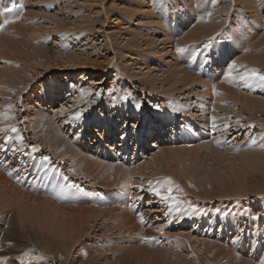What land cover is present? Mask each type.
Segmentation results:
<instances>
[{
	"label": "rangeland",
	"instance_id": "1",
	"mask_svg": "<svg viewBox=\"0 0 264 264\" xmlns=\"http://www.w3.org/2000/svg\"><path fill=\"white\" fill-rule=\"evenodd\" d=\"M43 2V0H11V2L0 0V44L3 39L7 41L5 38L10 34L14 35L13 40L19 38L21 41L28 42L23 47L26 50L19 53L16 61L11 46L13 41L10 39L11 48H7L6 59L0 58V68L8 66L19 69L26 65L23 61L25 58H28L29 64L33 63L26 69V73L21 72L22 75L19 73L20 78L7 80L4 87L7 90H15L12 95L17 97L16 86L19 82L35 80L29 85L30 87L28 86L27 92L21 94L20 104L15 103L13 107L9 106V102H3L4 95L0 88V111L3 114V107L5 110H12L11 113H5V117L8 118V121L5 120L7 129L0 127V148L6 145L11 150L20 146L25 158L22 164L23 170L27 166L30 167L26 170L27 173H22L15 169V163L8 164L7 160L0 157V167L7 168V172L12 177L11 180L23 183L20 187L18 184L13 186L14 188L19 187L16 189V194H24L29 205L38 203L36 198H39L45 202H47L46 199L53 202L55 200V203L59 201L69 210L78 208L84 210L85 213L87 207H92L90 213L85 214L89 222L86 224V230L84 229L85 234L69 254L70 258L73 254L76 259H79L76 263H81L82 260L96 264L98 262V264H121V262L127 263L130 255H133L129 259L132 264H137L138 260L140 264H145V262L153 264L155 260L157 262L154 264H162L161 255L166 260L169 257V260L180 262L187 254L194 261L192 264H195L193 258L196 259L195 256L198 254L200 261L197 260L196 264H208L209 262V264H239L237 262L240 258L250 260L249 255L253 254L252 257L255 258L251 259L252 262L248 260L247 263L245 261L240 264H259L261 253L251 252L252 248L247 250V247L249 241L256 238L259 249L263 250L264 254V242H262L264 241V104L256 105V108L252 109L246 108L240 99L233 98L234 96L228 97L220 91L221 86L219 85L226 84L228 83L226 81L230 80L229 87L231 91L233 90L232 92L254 98L260 97L261 101L264 100V82H261L257 75H253L256 72L259 76H264V68H260L264 60V40L260 44L264 36V0H45V3ZM13 4L15 7L11 12H3V7H12ZM21 16H24L23 19L26 21L21 29L27 31V27H32V25L41 26L42 34L39 30V37H37L36 33L39 28L33 26L30 28H36V31L30 29L29 32H32L21 34L19 37L17 35L19 29L15 28H18L17 24ZM58 19H61V22ZM4 20L10 22L5 25ZM245 32L250 34V36L248 34L247 41L244 38ZM245 42H248L249 46L244 50ZM155 52H157L158 59L152 58ZM245 56L248 57L245 59L243 58ZM253 56L256 57L252 59ZM39 61H47V65H41ZM88 61L91 63L88 64ZM175 63L180 67H177ZM37 67L39 70H34ZM184 67L193 77L194 75L199 77L200 81L186 84L183 89H179L183 84L176 83L174 75L166 77L167 74H164V71L174 72L176 68ZM212 68H215L214 74L210 71ZM23 69L20 71L25 70ZM156 77L159 80H155ZM162 78H165L163 84L160 82ZM208 85H210L209 89L213 90L211 92L214 94V101L210 109H208L209 106L207 110L205 109L206 115L202 116L200 115L203 112L201 105L206 102L204 91H207ZM69 90L74 93L72 96L65 93ZM43 93L47 94L48 99L45 98V101L49 100L48 104H51L49 110L43 98L38 99L37 97ZM51 97L56 98L55 101H51ZM19 99L18 97L16 100L13 98L12 102H17ZM42 110L52 117L53 133L49 127L43 126L42 128L37 122V119L41 118L38 112ZM190 114H196L199 121L194 120L192 123L193 119H190ZM77 115L79 118H76ZM138 116L139 119H137ZM177 116H181V119L188 117L187 120H190L188 123L193 127V132L202 123L207 125V137L203 138L200 133L198 141L193 144L201 143L208 145L207 147L212 146L215 149L214 156L217 158H213L212 154L208 155L211 152L207 147L208 152L202 148V150L199 149V153H191L198 161L192 159L189 152L186 153L188 156L185 154L183 157L179 149L188 150V148L179 142L175 143L172 136H167L166 132L168 133L169 130L166 126H164L166 131L163 148L149 146V142L152 141L148 140L149 138L161 140L156 136L158 132L162 133L160 129L162 122L169 120L164 124H169L171 127V123L176 120ZM140 119H142L141 122ZM104 120H107L109 129L100 131H98L99 128L93 129L92 124L101 122L103 125ZM113 121L118 126H115ZM176 121L180 124V120ZM180 129L183 127L178 126L175 132L177 130L179 132ZM8 135L6 142L5 138ZM136 137L141 142L130 146L126 158L123 150L120 155L119 152H115V149L112 153L108 151L109 148L115 147L112 144L114 141L118 142L126 138L128 143H131ZM52 141L56 146L52 144ZM72 142L75 147L68 149V144ZM90 142H93V145H89ZM171 147L176 150V156H169ZM150 148L153 150L149 151ZM240 151L245 154L249 153L250 163L248 161L246 164L242 161L243 153ZM196 154H200L201 157ZM95 160L104 162V164L93 163L92 161ZM156 160L157 163L161 161L156 164L154 163ZM191 160L193 161L190 162ZM150 161L154 165L153 167L150 165V169H157H152L153 174L147 172V169L146 172L140 169L137 173L131 174L132 176L128 175V178L121 176L128 171L127 167L134 168L138 163L145 162L149 165ZM216 162L221 165L225 164L221 166L225 170H216ZM108 166H120L124 169V173L117 175L112 172L104 175L103 169ZM244 169L251 171V179L247 180L246 177H249L250 173L248 171L246 173ZM158 170L169 171L174 175V179L179 181L178 176H184L185 172L190 173L189 177H185L189 178L191 187H180L174 184L170 177L172 186L176 185V187L172 188L168 202L163 203L162 201L165 202L167 196L158 194L160 197L154 198L152 192L147 193L146 191L147 187L154 185L161 178L167 181L170 173H157ZM240 170H243V173L238 177ZM241 177H245L246 180L243 178L241 180ZM246 181L254 184L248 187ZM257 181H261L263 185L259 186ZM209 185L215 193L217 192L215 200L207 198L202 191L203 186V188H209ZM230 185L233 187L228 189ZM165 188H168L166 183L162 190ZM179 188H181L180 191ZM183 189L188 190L185 191V195ZM4 190L10 192L11 189L5 186ZM114 193L118 199H114ZM136 193L139 195L136 196ZM138 196L143 198L142 205L138 203ZM6 198H2L0 194V202L6 200L0 203V218L1 215L7 218L15 216V223L20 229V217L17 216L18 206L15 208L13 199L14 204L8 201L11 197ZM187 199L191 200L187 201ZM107 201L110 203H106ZM126 202L135 207L134 212L146 220V226L152 232V235L141 236V233L134 235L141 237L142 241L141 243L138 241L137 245L138 249L141 247L140 244L144 249L146 248L145 252H141L145 253L144 255L135 253L137 251L134 243L122 242V240H127L126 237L129 235L126 231L119 233L117 226H114L116 221L114 218L103 213L101 215L107 218V221L101 219L103 217L95 218L98 208L101 211L104 210L105 213H110L109 208L123 211ZM42 209L39 210L40 218L38 217L39 219L37 218L32 225L36 228L37 241L26 240L20 230L15 232L8 221H5V225L0 223V231H2L0 264H59L55 260V254L63 260L66 259L69 248L72 246L67 244V241L73 237L66 235L57 237L52 233L49 234L48 231L51 229L46 227L44 218L47 215L46 218L50 219V216ZM130 211L133 213V210ZM145 211L151 213L145 216ZM113 212L120 214L117 211ZM134 218L132 216V220ZM20 219H24L22 223L31 222L28 217ZM94 222L96 225L91 227L90 225ZM227 222L230 226H227ZM102 223H106L109 230ZM36 226L43 229V236L54 240L41 243L43 236L39 235L41 230L38 232ZM222 227L227 228L229 233ZM106 230L111 232L108 233ZM113 232H116V235L112 234ZM105 233L107 235L104 236ZM255 235L257 237H254ZM219 237L220 239H217ZM107 238H114L113 241L117 243L112 246V243L106 240ZM236 240L238 241L235 242ZM209 242L216 246L215 251L212 250ZM123 245L127 248H123L125 247ZM122 248L126 251L123 252ZM218 248L225 249L226 252L231 248L236 259L233 255L225 258L224 250V253H221L222 256L215 257V259L220 257V261L215 260L214 255L218 252ZM78 249H80V254H78ZM118 249L122 252L120 250V253L117 252ZM111 257H114L113 260ZM62 259L59 260L60 263ZM201 259L204 260L203 263Z\"/></svg>",
	"mask_w": 264,
	"mask_h": 264
},
{
	"label": "bare ground",
	"instance_id": "2",
	"mask_svg": "<svg viewBox=\"0 0 264 264\" xmlns=\"http://www.w3.org/2000/svg\"><path fill=\"white\" fill-rule=\"evenodd\" d=\"M44 2L43 3H45V0H43ZM50 1V0H49ZM194 1H201V0H194ZM37 2V1H36ZM33 3H35V2H33ZM50 3V2H49ZM71 3V2H70ZM142 3V2H141ZM241 3V2H240ZM251 3V2H250ZM249 3V4H250ZM39 4V3H38ZM211 4V3H210ZM244 4V3H243ZM232 5V4H231ZM253 5V4H252ZM192 7V6H191ZM69 8V7H68ZM226 8V7H225ZM69 9H71V8H69ZM247 9V8H246ZM212 10V9H211ZM60 11V10H59ZM145 12V11H144ZM252 12V11H251ZM39 13V12H38ZM209 13V12H208ZM207 14V13H206ZM211 14V13H210ZM40 15V14H39ZM53 15V14H52ZM59 15V14H58ZM205 15V14H204ZM57 16V15H56ZM55 16V17H56ZM68 16V15H67ZM131 16V15H130ZM207 16V15H206ZM54 17V18H55ZM179 17V16H178ZM203 17V16H202ZM23 18H25L24 16H21V19H20V21H18L19 23L17 24L18 26V28H15V29H19V32L17 33V35H19V37L21 36V34H26V33H28L29 32V30L34 26V25H32V27L30 28V27H27V31L25 32L23 29H21V26H23L24 25V23L26 22L25 21V19H23ZM30 19V18H29ZM28 19V20H29ZM59 20V19H58ZM61 20V19H60ZM59 20V21H60ZM62 20H63V18H62ZM119 20V19H118ZM117 20V21H118ZM32 21V20H31ZM65 21V20H64ZM86 20L84 19V22H85ZM61 22V21H60ZM60 22H59V24H60ZM119 22V21H118ZM67 23V22H66ZM123 23V22H122ZM61 24H63V22L61 23ZM68 24V23H67ZM218 24V23H217ZM158 25H159V23H158ZM207 25V24H206ZM213 25V24H212ZM200 26V25H199ZM203 26V25H202ZM201 26V27H202ZM34 27H37V26H34ZM41 27V26H40ZM40 27L38 26L37 27V29H38V32L36 33L37 34V37H39L38 36V33L40 32L41 34H42V30H40ZM58 27H60V25L58 26ZM63 27V26H62ZM125 27V26H124ZM197 27V26H196ZM206 27V26H205ZM216 28H217V26H215ZM26 29V28H25ZM45 29V28H44ZM52 29V28H51ZM58 29V28H57ZM161 29V28H160ZM201 29V28H200ZM31 30H33V31H36V28L34 29H31ZM40 30V31H39ZM202 30V29H201ZM205 30V29H204ZM15 31V30H14ZM50 31V30H49ZM48 31V32H49ZM52 31V30H51ZM165 31V30H164ZM195 31V30H194ZM200 31V30H199ZM30 32H32V31H30ZM29 32V33H30ZM44 32V31H43ZM204 32V31H203ZM28 33V34H29ZM35 33H34V35H35ZM47 33V32H46ZM53 33V32H52ZM48 34V33H47ZM192 34V33H191ZM194 34H195V32H194ZM202 34V33H201ZM249 34V33H248ZM248 34H246V32H245V35H244V38L246 39V41H247V39L249 38V36H250V34H249V36H248ZM46 35V34H45ZM6 36V35H5ZM14 35L12 34H10L9 36L7 35V37L5 38V40H7V41H4V39L1 41V44H0V58H5L6 59V52H7V48H11V46H12V52H13V54H14V59L17 61V59L16 58H19V53L21 52V51H25L24 49H23V47H24V45H25V43L27 44L28 42H26L25 40H23V41H21L19 38H17V39H12V37H13ZM16 36V35H15ZM36 36V35H35ZM24 37V36H23ZM142 37V36H141ZM192 37V36H191ZM34 38V37H33ZM133 38V37H132ZM204 38V37H203ZM10 39H12L11 41H13L12 42V44H11V46L9 45V43L11 42L10 41ZM25 39V38H24ZM28 39H30V38H28ZM35 39V38H34ZM34 39H31V40H34ZM134 39V38H133ZM168 39V38H167ZM194 39V38H193ZM27 40V39H26ZM40 40V39H39ZM128 40V39H127ZM139 40V39H138ZM147 40V39H146ZM171 40H172V38H171ZM264 40V36H263V38H262V40L259 42L260 44H262V41ZM45 41V40H44ZM131 41V40H130ZM133 41V40H132ZM148 41H150V40H148ZM173 41V40H172ZM181 41V40H180ZM29 42H32V41H29ZM33 43V42H32ZM44 43V42H43ZM138 43V42H137ZM147 43V42H146ZM151 43V42H150ZM158 43V42H157ZM21 44V45H20ZM140 44H141V42H140ZM148 44V43H147ZM29 45V44H28ZM28 45H26V46H28ZM33 45H35V44H33ZM133 45V44H132ZM138 45H139V43H138ZM133 46H135V44L133 45ZM243 46L245 47L244 48V50L246 49V47H248L249 45H248V42H245L244 44H243ZM38 47V46H37ZM138 47V46H137ZM140 47H143V46H140ZM139 47V48H140ZM26 48V47H25ZM35 48V47H34ZM39 48V47H38ZM138 48V49H139ZM29 49H31V48H29ZM28 49V50H29ZM37 49V48H36ZM46 49V48H45ZM136 49V48H135ZM41 50V49H40ZM50 50V49H49ZM51 51V50H50ZM260 52V51H259ZM43 53V52H42ZM47 53V52H46ZM50 53V52H49ZM171 53V52H170ZM28 54H29V52H28ZM261 54V53H260ZM71 55V54H70ZM128 55V54H127ZM233 56H235L234 54H232ZM261 55H263V54H261ZM13 56V55H12ZM27 56V55H26ZM53 57V56H52ZM248 56H245V57H243V58H247ZM256 57V56H255ZM254 56H253V58L252 59H254L255 58ZM90 58V57H89ZM152 58H156V59H158V56H157V52H155V53H153L152 54ZM258 58V57H257ZM23 60V59H22ZM21 60V61H22ZM107 60V59H106ZM256 60V59H255ZM24 62H26V65L25 66H22L21 68L23 69V67H24V71H20V70H22L21 68H13V67H8V66H5V68H3V67H1L0 68V85H1V93H2V95H4L3 96V102H9L8 104H9V106H11L12 105V107L14 106V104L16 103V105H19L20 103V101H21V94L23 93V94H25V92H27V90H28V88L30 87L29 85H31L32 83H34L35 82V80H32V79H30L28 82H25V81H23V82H19L17 85L18 86H16L17 87V97L18 98H20L17 102H12V100H13V98H15V100H16V96L15 97H13V93L12 92H15V90H14V87H13V90L14 91H12V90H7V88L6 87H4V85H6L7 83H6V81L7 80H11V78H14V79H16V77L17 78H20V76H19V73L21 74V72H24V73H26L25 71H26V69H28L29 67H30V65H32V64H29V60H28V58H25L24 60H23ZM40 62V64L41 65H47L46 64V62L47 61H39ZM174 62H176V60L174 61ZM173 62V63H174ZM88 64L89 63H91V62H87ZM229 63V62H228ZM37 64V63H36ZM24 65V64H23ZM38 65V64H37ZM175 65L177 66V67H180V66H178V64H176L175 63ZM261 65V69L262 68H264L263 67V65H264V60H262V64H260ZM174 66V65H173ZM33 67V66H32ZM31 67V68H32ZM149 69V68H148ZM166 69H168V68H166ZM170 69V68H169ZM235 68H233V70H234ZM34 70H39V67H37V68H34ZM150 70V69H149ZM148 70V71H149ZM16 71V72H15ZM44 72H45V70H43ZM102 71H104V70H102ZM147 71V72H148ZM210 71L214 74L216 71H215V68H212V70L210 69ZM248 71V70H247ZM149 73V72H148ZM181 73V74H180ZM244 73V72H243ZM147 74V73H146ZM145 74V75H146ZM164 74H167L166 75V77L168 76V75H174L175 77H176V83L177 82H180L181 84H183L182 85V87H179V89H183V86L184 85H186V84H193V83H195V82H198V81H200V78L199 77H197V76H195L194 75V77L190 74V72L188 71V70H186V68L184 67V68H176V70H174V72L173 71H170V70H165L164 71ZM224 74H226V70H224ZM22 75V74H21ZM24 75V74H23ZM216 75H217V73H216ZM5 76V77H4ZM148 77V76H147ZM159 77V76H158ZM158 77H156V79L155 80H159V78ZM165 77V78H166ZM27 78V77H26ZM161 78V77H160ZM165 78H162L161 80H160V82L163 84V81L165 80ZM13 79V80H14ZM23 79V78H22ZM201 81H202V79H201ZM230 81V80H229ZM229 81L227 80L226 82H228V83H224V84H222V85H219V86H221V88H220V91H222V92H224L226 95H228V97H233V98H237V99H240L241 100V102H242V104L246 107V108H249V109H252V108H254L256 105H260V104H264V100L263 101H261L259 98H254V97H251V96H247V95H241V94H238V93H236V92H232L231 91V89H230V85H229ZM155 82V81H154ZM174 82V81H173ZM157 83V82H156ZM172 84V83H171ZM173 84H175V82L173 83ZM29 86V87H28ZM153 86H154V84H153ZM11 87V88H12ZM155 87V86H154ZM159 87V86H158ZM178 87V86H177ZM204 87H206V86H204ZM208 88H207V91H204V93H205V99H204V101H206L205 103H204V105H201V109L203 110V112L200 114V115H202V116H205L206 115V112H205V109L208 107V109H210V105L213 103V101H214V94L211 92V91H213V90H210L209 88H210V85H208L207 86ZM146 88V87H145ZM161 88V87H160ZM193 88V87H192ZM209 89V90H208ZM72 90V89H71ZM71 90H69V92H65V93H69V95H73L74 93L71 91ZM250 93V92H249ZM236 94H238V96L236 95ZM237 96V97H236ZM37 97H38V99H40L41 97L43 98V101H45V98L46 99H48L47 98V94H45V93H43V95H37ZM258 97V96H257ZM262 97V96H261ZM263 98V97H262ZM261 98V99H262ZM11 99V100H10ZM55 99L56 98H54V97H51L50 98V100L51 101H55ZM213 99V100H212ZM224 99V98H223ZM236 99V100H237ZM219 100V99H218ZM49 100H46L45 102L47 103V109L49 110L50 109V106H51V104H48L49 102H48ZM18 103V104H17ZM221 104V103H220ZM263 106V105H262ZM24 107H26V106H24ZM228 107V106H227ZM261 107V106H260ZM260 107H259V109H260ZM230 108H231V106H230ZM256 108V107H255ZM263 108H264V106H263ZM18 109V108H17ZM207 110V109H206ZM12 112V110H5L4 109V107H3V114H2V112L0 111V127H2L4 130H6L7 128H6V125H5V123H6V121L5 120H7L8 118L7 117H5V113L6 114H8V113H11ZM106 112V111H105ZM234 112H236V111H234ZM240 112V111H239ZM242 112V111H241ZM264 112V111H263ZM49 113L51 114V111H49ZM254 113V112H253ZM252 113V114H253ZM38 114L41 116V118H40V120H38L37 119V122L40 124V126L43 128V126H47V127H49L50 129H51V133H53L54 132V124H53V120H52V117L49 115V114H46V111L44 112L43 110L42 111H40V112H38ZM123 114H124V111H123ZM255 114V113H254ZM1 115H3V116H1ZM140 116V115H139ZM139 116L137 117V119H139ZM173 116H175V115H173ZM190 116V119H193V120H191V122L193 123L194 122V120H195V122L196 121H199V120H197V115L196 114H190L189 115ZM251 116V115H250ZM106 117V116H105ZM256 117H258V116H256ZM167 119H169V118H167ZM176 120H180V124L178 123V121H173L172 123H171V127H169L170 125L169 124H164V123H167L168 121H166V122H162V125L160 126V129H161V131H162V133H159L158 132V135L156 136V137H158V139H161V140H155L154 138H149L148 140H152V141H150L149 142V146H152V147H161V148H163V143H164V141H165V137H164V134H165V127L164 126H166V128H168V130H169V132L167 133L166 132V135L167 136H172V139H175L174 140V142L175 143H177V142H179V143H181V144H183L184 146H186L187 148H188V150L187 149H179V151L181 152V154H182V156L184 157V155L187 153V152H189V156H191L192 154L191 153H195V152H198L199 151V149H201L202 150V148H204V149H206V147L208 146H206V145H203V144H193L195 141H198V135L201 133V135L203 136V138H206L207 136H206V134H207V132H208V129H207V125L205 124V123H202L201 124V126L200 127H198V129H196V128H194V129H196L194 132H193V127L188 123V122H190V120H187L188 119V117H184V119H181V116H177L176 118H175ZM141 120L142 119H140V122H141ZM8 121V120H7ZM10 121V120H9ZM12 121V120H11ZM12 123V122H11ZM55 123V122H54ZM113 123L115 124V126H118V124H116L115 123V121H113ZM108 123H107V120H104V124L102 125L101 124V122H96L95 124H92L93 125V129H97V128H99V130L98 131H100L101 129H106V128H108L109 129V126L107 125ZM179 124V125H178ZM187 124H188V126H187ZM8 125H10V124H8ZM88 125H90L89 123H88ZM94 125H96V126H94ZM178 126H182L183 127V129H180L179 130V132H178V130L175 132V130L177 129V127ZM185 127V128H184ZM53 128V129H52ZM156 129V128H155ZM229 129V128H228ZM112 130H113V128H112ZM171 130H173V131H171ZM114 131V130H113ZM152 131V130H151ZM156 131H158V130H156ZM173 132H175L174 133V135H173ZM12 133H13V130H12ZM111 133H113V132H111ZM5 134V133H4ZM152 133H150V135H151ZM153 135V134H152ZM113 136H115V134L113 135ZM3 137V136H2ZM8 137H9V135L7 136V138H5V140H6V142H7V139H8ZM150 137H152V136H150ZM4 138V137H3ZM55 138V137H54ZM53 138V139H54ZM162 138H163V141H162ZM55 141L57 140V139H54ZM54 141V142H55ZM6 142L4 143V144H6ZM71 142V141H70ZM138 142V144L141 142V140L138 138V137H136L133 141H131V143H128V141H127V139L126 138H124L123 140H121V141H118V142H116V141H114L112 144L113 145H115V147H111V148H109L108 149V151L110 152V153H112L113 152V149H115V152H119V155L121 154V151L124 153V157L126 158V155H127V152H128V150H130V146H133V144L134 143H137ZM158 143L157 145L155 144V143ZM253 143V142H252ZM52 144L54 145V146H56L54 143H53V141H52ZM89 145H93V142H90V144ZM162 145V146H161ZM189 145H192L191 147L189 146ZM205 146V147H204ZM71 147H75V145H74V142H72V143H70V145L68 144V149L69 148H71ZM90 147V146H89ZM190 147V148H189ZM215 147V146H214ZM118 148H121V149H118ZM135 149L137 148V146L135 145V147H134ZM172 149L171 150H169V151H171V152H169L168 154H169V156H176V154H175V152H176V150H174V148L173 147H171ZM207 149H209L210 150V152L211 153H207L208 155H213V158L215 157L214 155H215V153H214V148L212 147V146H209V147H207ZM206 149V150H207ZM153 149H149V151H152ZM246 150V149H245ZM248 150V149H247ZM139 151H140V148H139ZM138 151V152H139ZM167 151V150H166ZM179 151L177 152V153H179ZM204 151V150H203ZM244 151V150H243ZM55 152V151H54ZM201 152V151H200ZM206 152V151H205ZM207 152H208V150H207ZM240 152H242V151H240ZM199 153V152H198ZM217 153V152H216ZM243 154H242V161H244V163H246L247 164V162L249 161V163H250V155H249V153L248 154H245L244 152H242ZM251 153H252V151H251ZM135 154H136V151H135ZM258 154H259V152H258ZM187 155V154H186ZM197 156H200V154H196ZM201 155H202V153H201ZM223 155V154H222ZM225 155V154H224ZM228 155V154H227ZM188 156V155H187ZM186 156V157H187ZM202 156H204V155H202ZM240 156V155H239ZM252 156V155H251ZM260 156V155H259ZM258 156V157H259ZM0 157L3 159V160H7V163L8 164H12V163H15V169L18 171L19 170V172H22V173H27L26 172V170H29L30 169V167H26L25 168V170H23V168L24 167H22V164H23V162L25 161V158H24V153H23V151H22V149L20 148V146H18V147H15V148H13V149H11V150H9L8 149V147L6 146V145H3V147L2 148H0ZM127 157H129V156H127ZM159 157V156H158ZM164 157V156H163ZM192 159H195V160H197L196 159V156L195 155H192ZM201 157V156H200ZM234 157V156H233ZM257 157V158H258ZM24 158V159H23ZM119 158V157H118ZM156 158V157H155ZM204 158H205V156H204ZM211 158V157H210ZM209 158V159H210ZM215 158H217V157H215ZM235 158V157H234ZM161 159V158H160ZM166 159V158H165ZM165 159H163V160H165ZM177 159H178V157H177ZM236 159V158H235ZM240 159H241V157H240ZM1 160V159H0ZM152 160V159H151ZM167 160V159H166ZM171 160V159H170ZM188 160V159H187ZM194 160V161H195ZM212 160V159H211ZM232 160V159H231ZM254 160H255V158H254ZM257 160V159H256ZM264 160V159H263ZM161 161V160H160ZM159 161V162H160ZM169 161V160H168ZM167 161V162H168ZM173 161V160H172ZM193 160H191L190 162H192ZM198 161V160H197ZM241 161V160H240ZM93 163H101V164H104V162H99L98 160H95V161H92ZM152 161H150V163H149V165H146L147 164V162H145V163H138V165L137 166H135L134 168H129V167H127L128 168V171H126L125 172V174H123L124 173V169L123 168H121L120 166H108V167H104V169H103V174L104 175H108L109 173H112V172H115V173H117V175H119V174H123V175H121L122 177H124V178H128L129 176L128 175H133V174H135V173H137V170H142V171H145L146 172V169H147V172H149L150 174H153V171H152V169L154 170H157L156 168H152V169H150V165H152V163H151ZM159 162L157 163V160L154 162V163H156V164H159ZM176 162H177V160H176ZM205 162H206V160H205ZM222 162V161H221ZM236 162V161H235ZM238 162H239V160H238ZM264 162V161H263ZM197 163V162H196ZM208 163V162H207ZM223 163H225V161L223 162ZM252 163V162H251ZM257 163V162H256ZM192 164V163H191ZM190 164V165H191ZM197 164H199V163H197ZM212 164V163H211ZM227 164V163H226ZM254 164V163H253ZM252 164V166H254ZM181 165H183V164H181ZM224 166H225V164H223ZM223 165H221L219 162H216L215 163V166H217V168H216V170H219V169H222V170H225V169H223L221 166H223ZM261 165V164H260ZM154 165H152V167H153ZM164 166V165H163ZM192 166V165H191ZM199 166V165H198ZM205 166V165H204ZM208 166V165H207ZM229 166V165H228ZM250 166V165H249ZM256 166V165H255ZM264 166V165H263ZM113 167V168H112ZM165 167V166H164ZM194 167V166H193ZM230 167V166H229ZM240 167V166H239ZM158 168H160V167H158ZM167 168V167H166ZM182 168H184V167H182ZM198 168V167H197ZM241 168V167H240ZM255 168V167H254ZM253 168V169H254ZM161 169H163V167L161 168ZM205 169V168H204ZM209 169V168H208ZM233 169V168H232ZM235 169H237V168H235ZM252 169V170H253ZM165 170V169H164ZM180 170V169H179ZM245 170V169H244ZM250 170V169H249ZM8 170H7V168L5 169V168H2V167H0V194H1V196H2V198L4 197V198H8V197H11V199L10 200H8V201H10V202H12L11 204H14L13 203V201H12V199L15 201V208L17 207L18 208V210H19V212L17 213V216L18 217H20V218H24V217H28V218H30V220H31V222L30 223H22V220H24V219H20L19 218V223L21 224V227H20V229L18 228V226H17V224L15 223L16 222V220H15V216H11L10 218H7L6 216H3V215H1L2 217L0 218V223H3V225H5V221H8L9 222V224H12V227L14 228V230H15V232H18V230H20V233L23 235V237L26 239V240H29V239H33V240H35V241H37L38 240V235L36 234V232H35V230H36V228H34V227H32V225H33V222L34 221H36V219L39 217V210H40V208L45 212V213H47V214H49V218L50 219H47L46 218V216H45V218H44V222L47 224V226L46 227H48L49 229H51V231H48V229H46L48 232H49V234L50 233H52V235H55V236H57V237H62V236H64V235H66L67 237H73V238H69L68 239V241H67V244H71L72 246H70V250H69V253L66 255V259L65 260H63L62 258H59L60 256H58L57 254H55V260H57L58 262H59V264H78L79 262H77L76 263V261H78L79 259H76L75 258V256L72 254V256H71V258L69 257V254H70V251L73 249V247L76 245V244H78L79 242H80V240L82 239V237H83V235L85 234V231H84V229L86 230V224H89V222L87 221V219H86V217H85V214L87 213H90V211H91V209H92V207H90V208H88L87 207V209L85 210L86 211V213L84 212V210H82V209H78V208H76V209H71V210H69L68 208H67V206H63L64 204H60L59 203V201H56V203H59V204H56L55 203V200H54V202L53 201H51V200H47L46 199V201L47 202H45L44 200H42V199H39V198H36V199H38V203L39 202H41V203H43V204H38L36 201V203L35 204H31V205H29V203L27 202V200L25 199V195L24 194H21V195H18V194H16V189H18L23 183H21L20 181H12L11 179H12V177L10 176V174H9V172H7ZM171 171V170H170ZM173 171V170H172ZM189 171V170H188ZM197 171V170H196ZM202 171H203V169H202ZM229 171V170H228ZM238 171V170H237ZM246 171V173H247V171L248 170H245ZM244 171V172H245ZM157 172V171H156ZM166 172H169V171H160V170H158V172L157 173H166ZM193 172V171H192ZM217 172V171H216ZM225 172V171H224ZM249 172V171H248ZM87 173V172H86ZM89 173V172H88ZM139 173V172H138ZM170 173V172H169ZM168 173V174H169ZM207 173V172H206ZM214 173V172H213ZM218 173V172H217ZM217 173H214L215 175L217 174ZM230 173V172H229ZM241 173H243V170H240V173L238 172V177H239V175L241 174ZM245 173V174H246ZM250 173V175H249V177L247 176H245L246 178H247V180H249V179H251V171L249 172ZM258 173V172H257ZM139 174H142V173H139ZM154 174H156V173H154ZM209 174H210V172H209ZM208 174V175H209ZM232 174V173H231ZM253 174V173H252ZM262 173H260V175H261ZM24 175V174H23ZM131 175V176H132ZM190 176V173H188V172H185L184 173V176L183 175H180V177L178 176V178L180 179V181L179 180H175L174 179V175L172 174V173H170L169 174V177H168V179H167V181H166V179H164V178H161V179H159V180H157V182L154 184V185H152V186H150V187H147V189H146V191H147V193H150V192H152L153 193V197L154 198H157V197H160V196H167L168 198L165 200V202L164 201H162V199L160 198V200L163 202V203H167L168 202V200H169V197L171 196V194L169 195V191H168V189L169 188H171V190H172V188H174L175 189V187H176V185H178V186H183L184 188L185 187H191L190 185H189V178L187 179V177H185V176ZM193 175V174H192ZM211 175V174H210ZM242 175V174H241ZM260 175H258V176H260ZM156 176V175H155ZM177 176V175H176ZM188 176V177H189ZM223 176H225V175H223ZM173 179V183L174 184H176L175 185V187H173L172 186V180H171V178ZM212 177V176H211ZM232 177V176H231ZM245 177H241L240 179L242 180V178H243V180H246L245 179ZM263 177V176H262ZM225 179H226V177H224ZM260 178V177H259ZM190 179H191V177H190ZM195 179V178H194ZM216 179V178H215ZM224 179V180H225ZM259 180V179H258ZM199 181V180H198ZM200 182H202L201 180H200ZM204 182V181H203ZM208 182V181H207ZM165 183L167 184V187L168 188H165L164 190H162L163 189V187H165ZM215 183H217V182H215ZM227 183V182H226ZM231 183V182H230ZM262 182L261 181H257V184L259 185V186H262L263 185V183L261 184ZM16 184H18V186H17V188H14L13 186L15 185L16 186ZM204 184V183H203ZM206 184V183H205ZM209 184V183H208ZM223 184V183H222ZM221 184V185H222ZM254 183L253 182H250V181H246V186H248V187H250V185H253ZM192 185V184H191ZM5 186H9L10 187V192H8L7 190H4V188H5ZM205 186V185H204ZM203 186V187H204ZM182 187V188H183ZM197 187V186H196ZM202 187V186H201ZM200 187V188H201ZM202 187V191H203V193H205L206 194V196H207V198H209L210 200H215L216 199V193H215V191L211 188V186L209 185V188H203ZM231 187H233V185H230V187L228 188V189H230ZM7 188V187H6ZM128 188V187H127ZM154 189H158L159 190V193H157L156 191H154ZM180 189L181 188H179V191H180ZM236 189V188H235ZM234 189V190H235ZM184 190V189H183ZM198 190V189H197ZM200 190V189H199ZM237 190V189H236ZM258 190V189H257ZM261 190V189H260ZM161 191H163V192H161ZM186 190H184V192H185ZM188 191V190H187ZM186 191V192H187ZM252 191H254V190H252ZM184 192H182V193H184ZM186 192L184 193V195L186 194ZM110 193H112V192H110ZM120 193H123V192H120ZM177 193H178V191H177ZM198 193H199V191H198ZM29 194V193H28ZM123 194H126V193H123ZM158 194H160V196L158 195ZM136 196L137 195H139V194H135ZM182 195V194H181ZM190 195V194H189ZM200 195V194H199ZM198 195V196H199ZM183 197V196H182ZM199 197H201V196H199ZM198 197V198H199ZM223 197V196H222ZM6 198V199H7ZM28 198H29V196H28ZM33 198V197H32ZM138 198H139V205H142V196H138ZM179 198H181V197H179ZM233 198V197H232ZM235 198V197H234ZM237 198V197H236ZM9 199V198H8ZM30 199V198H29ZM114 199H118V198H116V194L114 193ZM206 199V198H205ZM31 200H33V199H31ZM189 199H187V201H188ZM191 200V199H190ZM189 200V201H190ZM228 200V199H227ZM230 200V199H229ZM6 201V200H5ZM4 200L3 201H1V202H5ZM110 201V200H109ZM109 201H107L106 203H110ZM186 200H185V202H187ZM226 201V200H225ZM238 201V200H237ZM0 202V203H1ZM211 202V201H210ZM242 202V201H241ZM112 203V202H111ZM218 203V202H217ZM220 203V202H219ZM237 203V202H236ZM2 204V203H1ZM102 204V203H101ZM122 204V203H121ZM201 204H202V202H201ZM10 205V204H9ZM230 205V204H229ZM221 206V205H220ZM5 207V206H4ZM124 207L125 208H123L122 210L123 211H118V209H116V208H109V210L108 211H110V213H105V212H103V211H101V209L99 210V208L97 209V212H96V214H95V218H99L100 219V217H103V215H101V213H103L104 215H110L111 216V218H114L116 221H115V223H114V226L116 227L117 226V228H118V230H119V233H121V232H123V231H126V232H128L127 233V235H129V237H126V239L127 240H122V242H131V243H134L135 244V246H134V248L136 249V251L137 252H135V253H137V255H144L143 253H141V252H145V249H144V247L142 246V244H140L141 243V241H142V239H141V237L139 236V237H135L134 235H139V233H141V236H144V235H152V232H151V230L150 229H148L147 228V226H146V220L145 219H143L142 218V216L141 215H139V214H137V213H135L134 212V210H135V207L134 206H131L128 202H126V203H124ZM126 207H128V208H126ZM219 207V206H218ZM11 208H12V206H11ZM120 209H121V207H119ZM220 208V207H219ZM229 208V207H228ZM17 210V209H16ZM106 210V209H105ZM130 210H133V213H131V211ZM113 211H117V212H120V214L119 215H117L115 212H113ZM218 211H219V209H218ZM222 211H223V209H222ZM225 211V210H224ZM227 211V210H226ZM248 211V210H247ZM10 212V211H9ZM43 212V213H44ZM7 213V212H6ZM151 212L150 211H145V216H148L149 214H150ZM223 213V212H222ZM247 213V212H246ZM4 214V213H3ZM10 214V213H9ZM8 215V214H7ZM221 215V214H220ZM42 216V215H41ZM69 216H71V218H68ZM132 216L133 217H135L134 218V220H132ZM222 216V215H221ZM40 218V217H39ZM38 218V219H39ZM220 218V217H219ZM101 219H104L105 221H107V218H105V217H103V218H101ZM254 219H255V217H254ZM26 220H28V219H26ZM98 221V220H97ZM96 221V222H97ZM92 222V221H91ZM90 222V223H91ZM96 222H94V223H92L90 226L91 227H94V225H96ZM103 222V221H102ZM104 226H106L107 224L106 223H102ZM258 224H259V222H258ZM29 225H31V227H29ZM89 226V225H88ZM227 226H230V224L227 222ZM28 227H29V229H28ZM36 227H38V232L41 230V227L43 228V225L40 227V226H36ZM11 228V227H10ZM62 228H64V229H62ZM88 228H90V227H88ZM96 228V227H95ZM94 228V229H95ZM223 229L225 228V227H222ZM106 229H108L109 230V228L106 226ZM226 229V231L228 230L227 228H225ZM2 230V229H1ZM10 230V229H9ZM8 230V231H9ZM43 230V229H42ZM41 230V233L39 234V235H42V233H43V231ZM111 230V229H110ZM115 230H116V228H115ZM11 231V230H10ZM103 231V230H102ZM107 231V230H106ZM113 231V230H112ZM1 232L2 231H0V235H1ZM6 232V231H5ZM104 232V231H103ZM108 232V231H107ZM111 231H109L108 233H110ZM8 233V232H7ZM136 233V234H135ZM227 233H229L228 231H227ZM236 233V232H235ZM4 234V233H3ZM10 234V233H9ZM76 234V235H75ZM112 234H114V235H116V232H113ZM75 235V236H74ZM105 235H107L106 233L104 234V236ZM8 236V235H7ZM15 236H16V234H15ZM43 236V235H42ZM18 237V236H17ZM16 237V238H17ZM47 237V238H46ZM53 237V236H52ZM51 237V238H52ZM118 237V236H117ZM254 237H257V235H255ZM116 238V237H115ZM248 238H249V236H248ZM64 239V238H63ZM114 239V238H113ZM113 239L112 238H107L106 240H108V242L110 241L111 243H112V246L115 244V243H117V242H114L113 241ZM217 239H220V237L219 238H217ZM238 239V238H237ZM54 240V239H53ZM53 240H51L48 236H43V240L41 241V243H46L47 241H53ZM61 240V239H60ZM30 241V240H29ZM32 241V240H31ZM57 241V240H56ZM116 241V240H115ZM138 241L140 242L139 244L141 245V247L138 249V245H137V243H138ZM238 240H236L235 242H237ZM34 242V241H33ZM218 243H219V241H217ZM19 243H21V242H19ZM23 243V242H22ZM102 243V242H101ZM25 244V243H24ZM27 244V243H26ZM29 244V243H28ZM66 244V245H67ZM87 244V243H86ZM209 244L211 245L210 247L212 248V250H214L215 248H216V246H213L212 245V243H210L209 242ZM45 245V244H44ZM130 245H132V244H130ZM178 245V244H177ZM228 245V244H227ZM85 246V245H84ZM87 246V245H86ZM123 246H125V247H123ZM122 247L123 248H127L126 247V245H123ZM133 246H131V248L133 247ZM186 246V245H185ZM197 246V245H196ZM49 247V246H48ZM115 247V246H114ZM113 247V248H114ZM205 247H206V245H205ZM259 247L260 246H258V242H257V239L256 238H253V239H251L250 241H249V245H248V247H247V250H250L251 248V252L252 251H259L260 253H261V255H262V257H261V261H260V263L259 264H264V254H263V250H261L260 251V249H259ZM123 248H122V251L124 252V251H126V250H123ZM130 248V250H132ZM134 248H133V250H134ZM187 248V247H186ZM45 249H47V248H45ZM121 249V248H120ZM120 249H118V250H116L117 252H119V250ZM204 249V248H203ZM49 250V249H48ZM65 250V249H64ZM82 250H83V248H82ZM127 250H129V248L127 249ZM153 250V249H152ZM198 249H196V251H197ZM225 250V249H224ZM224 250L222 249V248H218V252L214 255V259H215V257H218V256H220L221 255V253H224ZM228 251L226 252V250H225V254H224V257L226 258H229V257H231L233 254H234V251H232L231 250V248H229V249H227ZM68 251V250H67ZM113 251V250H112ZM121 251V250H120ZM121 251V252H122ZM215 251V250H214ZM73 252V251H72ZM71 252V253H72ZM117 252H115V253H117ZM170 252H171V250H170ZM66 253V252H65ZM113 253V252H112ZM120 253V252H119ZM78 254H80V249H78ZM123 254V253H122ZM121 254V255H122ZM128 254H130V252H128ZM134 254V253H133ZM164 254H165V252H164ZM171 254H173V253H171ZM177 254V253H176ZM181 254V253H180ZM135 255V254H134ZM178 255V254H177ZM129 256V255H128ZM127 256V257H128ZM131 256H133V255H130V257ZM148 256V255H147ZM146 256V257H147ZM159 255H157V257H158ZM169 256H171L170 255V253H169ZM222 256V255H221ZM253 256V254H250L249 255V258H250V260L249 259H247V260H245V259H242V258H240L239 260H238V262L237 263H242V262H244L245 263V261H246V263H247V261L249 260V261H251L252 262V258H255V257H252ZM88 257V256H87ZM114 257L116 258L117 256H115V254H114ZM113 257V258H114ZM126 257V256H125ZM130 257L128 258V261H126L127 263H129V262H131V260H129L130 259ZM136 257V256H135ZM141 257V256H140ZM140 257H138V258H140ZM196 259L195 258H193V260H195V264H196V261L198 260V261H200L199 260V255L198 254H196ZM242 257V256H241ZM106 258H108L107 256H106ZM112 258V257H111ZM113 258H112V260H113ZM172 258V257H171ZM184 259L182 260V261H180V262H177L176 260H169V257H168V260H166V259H164V257L161 255L160 256V261L162 262V264H192L194 261H192V259H190V256H188L187 254H185L184 255V257H183ZM220 258V257H219ZM219 258H216V259H218L219 260ZM233 258L234 259H236L235 257H234V255H233ZM60 259H62L63 261H61V263H60ZM82 259H83V257H82ZM104 259V258H103ZM118 259H120L121 260V258H118ZM136 259V258H135ZM149 259H151V258H149ZM213 259V260H214ZM215 259V260H216ZM221 259V258H220ZM106 260V259H105ZM111 260V259H110ZM114 260H116V259H114ZM120 260H119V262H120ZM122 260H123V257H122ZM153 260V259H152ZM152 260H148L149 262H152ZM203 259H201V261H202ZM208 260H212V259H208ZM212 260V261H213ZM214 260V261H215ZM223 260H225L224 258H223ZM222 260V261H223ZM107 261V260H106ZM109 261V260H108ZM125 261V260H124ZM133 261V260H132ZM140 261H142V260H140ZM220 261V260H219ZM227 261H228V259H227ZM236 261V260H235ZM53 262H54V260H53ZM116 262V261H115ZM155 262H157V260H155L154 262H152L153 264L155 263ZM204 262V260L202 261V263ZM206 262V261H205ZM209 262V261H208ZM55 263V262H54ZM99 263V262H98ZM97 263V264H98ZM112 263H114L113 261H112ZM127 263H125V262H121V264H127ZM210 263V262H209ZM208 263V264H209ZM219 263V262H218ZM243 263V264H244ZM79 264H96V263H93V262H83L82 260H81V263H79ZM130 264H132V262L130 263ZM137 264H140L139 263V260H138V262H137ZM143 264V263H142ZM145 264H146V262H145ZM159 264V263H158ZM205 264H207V263H205ZM216 264V263H215ZM225 264V263H224ZM228 264V263H227Z\"/></svg>",
	"mask_w": 264,
	"mask_h": 264
},
{
	"label": "snow or ice",
	"instance_id": "3",
	"mask_svg": "<svg viewBox=\"0 0 264 264\" xmlns=\"http://www.w3.org/2000/svg\"><path fill=\"white\" fill-rule=\"evenodd\" d=\"M9 2H11V0H9ZM15 7V4H13L12 5V7H7V6H5V7H3V12L4 13H9V12H11L12 10H13V8ZM21 7H23V5H21ZM10 21H8V20H4L3 21V24H7V23H9ZM226 39H228V37H226ZM237 39H239V37H237ZM182 51V50H181ZM253 75H257L258 76V78H259V80L261 81V82H264V76H259V74L258 73H256V72H254L253 73ZM76 118H79V115H77V117ZM253 142H255V141H253ZM154 191H156L157 193H159V190L158 189H154ZM168 191H169V195L171 194V188H169L168 189ZM168 197H165V199H167ZM262 242H264V241H262Z\"/></svg>",
	"mask_w": 264,
	"mask_h": 264
}]
</instances>
